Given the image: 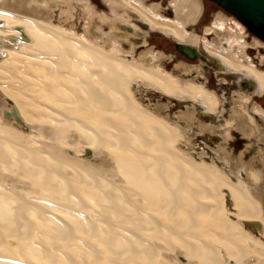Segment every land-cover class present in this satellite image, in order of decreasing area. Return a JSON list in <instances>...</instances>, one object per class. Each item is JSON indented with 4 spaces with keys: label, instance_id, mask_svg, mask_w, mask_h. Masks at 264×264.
<instances>
[{
    "label": "bare ground",
    "instance_id": "obj_1",
    "mask_svg": "<svg viewBox=\"0 0 264 264\" xmlns=\"http://www.w3.org/2000/svg\"><path fill=\"white\" fill-rule=\"evenodd\" d=\"M95 1L111 14L92 0H0V264H264V57L248 53L263 40L223 12L196 35L200 0ZM139 28L202 52L237 90L223 99L202 65L168 72L164 54H138ZM165 100L221 136L217 165L192 158ZM232 136L253 161H233Z\"/></svg>",
    "mask_w": 264,
    "mask_h": 264
},
{
    "label": "rangeland",
    "instance_id": "obj_2",
    "mask_svg": "<svg viewBox=\"0 0 264 264\" xmlns=\"http://www.w3.org/2000/svg\"><path fill=\"white\" fill-rule=\"evenodd\" d=\"M200 1L203 2V3L205 2L204 3L205 4V13H204L203 18L201 19V22H199V24L197 26L198 30L196 31L197 32L196 35L202 37V36L205 35V29L208 26H211L213 24V21H214L216 15L218 13L223 12L225 14L227 13V15L230 14V13L226 12L223 8H221L220 6L216 5L215 3L211 2V1H208V0H200ZM92 2H93L92 3L93 6L98 8L97 7L98 4L95 3L96 1L92 0ZM156 2L159 3V4H163L164 8L168 9V2L167 1L158 0ZM166 2H167V4H166ZM108 9L109 8H106V7H105V9H99L98 8V11H99V13L103 12V13L111 14L110 9L109 10ZM244 28L246 29L247 33L251 36V38L249 39L250 43L252 42V39H254V38H257L258 40L261 41V39L259 37L255 36L253 33H251L247 29L246 26H244ZM80 30H84V26L81 27V25L78 24L77 28L74 29L73 31L76 34H78L79 36H81L83 32L80 31ZM105 30L108 32L109 31V27L108 28L105 27ZM138 30L141 31V32L138 31L141 34V36L136 37V36H133V34H132V36L130 37V39H133V40H135V42H137L136 46L138 47V54H140L142 52H145V50H149V49H152L154 51V53H156V54L159 53V52L161 54H164L165 56H167L166 64L169 66L167 68L168 72L169 71L171 72L175 68V65H180L179 63H184L185 62V63H188L190 66H194V67L202 65L201 68L203 69L204 72L207 73V79L206 80H208L207 82H208V84H210L211 89L219 90V92H220L219 94H220L221 98H223V99L227 98L226 100H229L231 98L232 94L234 93V91L237 90L238 87H234L233 86V85L236 84V83H234V81H232V80L231 81H223L222 80V78L218 74V73H221V72L218 71L217 66L206 55H204V54H202L200 52L199 55L201 57H199L197 59H189L187 56H185L184 54H182V52L179 51L178 43L176 42V40L174 38L170 37V36H167L164 32L151 30V29H148V28H145V29L139 28ZM93 38L95 39V36ZM128 45H129L128 43L125 44V46H126V47L124 46L125 50H127V48H130V46H128ZM248 53H249V56L253 60L260 62L262 57H264V41H262V45L258 49L250 47L248 49ZM260 69L262 71H264L263 65H261ZM217 75H218V77H216ZM219 87H221V90H220ZM244 88H245L244 91H247V87L244 86ZM139 94L140 95L144 94L145 97H144V95L142 96L143 100L148 105L152 104V107L154 106V104H155V107H156V103H158L160 101L159 93H157V92H155L153 90H151V92H148L147 94L146 93L141 94L140 92H139ZM166 101L167 100H165L164 102L159 103L157 105L168 104L169 107L167 108V111L164 110V113H165L166 117H168L170 119L171 123H176V124H179V126L186 128V131L189 134L187 136L191 137L190 139L192 140V143L191 144L189 143V147L191 146L190 150H191V152H193L192 154H194V156H192V158L193 159H196L194 157L199 158V156L201 154H203V153L207 154V152H208V155L203 157L204 159L200 158V160L202 159L203 161H206V159L208 158L207 161H206L208 164L217 165L215 160L213 159V157L211 155H209V153H211V154H213L215 156L217 155V157H218L219 155H218V153H216L217 149H218V151H221V149H223L224 147H226V149H227V146H222V147L219 148V145H221L222 141H223V140H221V136L219 134H213L212 135V134H210L208 132L199 131L197 124L196 125L193 124L192 126L187 125L188 121L181 119L180 115L182 113H184V111H186L185 108H187L189 106H187V107L185 105L177 106L176 102L169 104V101H167V102ZM258 104L264 110V96L259 97ZM227 105H229V104H227ZM228 108H231V107H228ZM166 112H167V114H166ZM200 114L203 115V116H206L202 112ZM173 121H175V122H173ZM176 121H178V123ZM205 122H206L207 126L210 125V126H213V127H215V126L218 127L220 125V123H219L220 120L219 119L216 120V123H212L211 120H209V121L205 120ZM25 132L27 134L29 133V131L28 132L25 131ZM229 142H230V144L228 146V151L231 152L230 155H231V157L233 158V161L236 164H238V162L240 161L239 157L241 156L242 153H244V159L243 160L245 161V163H249L250 161H253L252 159L256 156V149L253 148L252 150L247 151V147H248L249 144H248V142L246 140H244L240 136H238V137L237 136H232V138H231V140ZM261 148L264 150V145L263 144L261 145ZM82 158L85 159L86 155H83ZM213 160H214V162H213ZM228 208L231 209L232 207L229 206Z\"/></svg>",
    "mask_w": 264,
    "mask_h": 264
},
{
    "label": "water",
    "instance_id": "obj_3",
    "mask_svg": "<svg viewBox=\"0 0 264 264\" xmlns=\"http://www.w3.org/2000/svg\"><path fill=\"white\" fill-rule=\"evenodd\" d=\"M223 8L226 12L235 16L240 22H242L247 29L264 41V0H208ZM22 39L27 41V37L22 35ZM180 50L184 52L188 57H198L192 49L182 48ZM13 115L17 118L15 109L11 110V113H5V116ZM88 153V152H87ZM245 225L253 227L256 231L260 223L256 220L246 221Z\"/></svg>",
    "mask_w": 264,
    "mask_h": 264
},
{
    "label": "flooded vegetation",
    "instance_id": "obj_4",
    "mask_svg": "<svg viewBox=\"0 0 264 264\" xmlns=\"http://www.w3.org/2000/svg\"><path fill=\"white\" fill-rule=\"evenodd\" d=\"M228 16H230V17H232L233 19H235V20H237L234 16H232L231 14H228ZM238 21V20H237ZM202 53V52H201ZM182 54H184L185 56H187L184 52H182ZM197 55H198V57H193V58H190V57H188L189 59H197V58H199V57H201L199 54H200V52L198 51V53H196ZM211 60V59H210ZM212 61V60H211ZM213 62V61H212Z\"/></svg>",
    "mask_w": 264,
    "mask_h": 264
}]
</instances>
